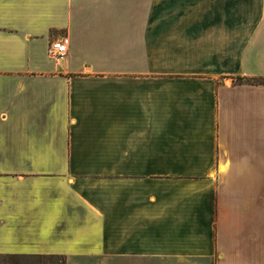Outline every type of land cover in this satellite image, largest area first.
I'll list each match as a JSON object with an SVG mask.
<instances>
[{
  "label": "crops",
  "instance_id": "obj_1",
  "mask_svg": "<svg viewBox=\"0 0 264 264\" xmlns=\"http://www.w3.org/2000/svg\"><path fill=\"white\" fill-rule=\"evenodd\" d=\"M7 253L264 264V0H0Z\"/></svg>",
  "mask_w": 264,
  "mask_h": 264
},
{
  "label": "trees",
  "instance_id": "obj_2",
  "mask_svg": "<svg viewBox=\"0 0 264 264\" xmlns=\"http://www.w3.org/2000/svg\"><path fill=\"white\" fill-rule=\"evenodd\" d=\"M0 264H67V260L64 255L7 253L0 254Z\"/></svg>",
  "mask_w": 264,
  "mask_h": 264
},
{
  "label": "built area",
  "instance_id": "obj_3",
  "mask_svg": "<svg viewBox=\"0 0 264 264\" xmlns=\"http://www.w3.org/2000/svg\"><path fill=\"white\" fill-rule=\"evenodd\" d=\"M70 39L68 36H62L52 40L48 46V54L54 59L64 58L69 50Z\"/></svg>",
  "mask_w": 264,
  "mask_h": 264
},
{
  "label": "rangeland",
  "instance_id": "obj_4",
  "mask_svg": "<svg viewBox=\"0 0 264 264\" xmlns=\"http://www.w3.org/2000/svg\"><path fill=\"white\" fill-rule=\"evenodd\" d=\"M56 260H58V262L60 263V260L59 259H56Z\"/></svg>",
  "mask_w": 264,
  "mask_h": 264
}]
</instances>
